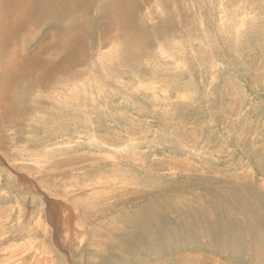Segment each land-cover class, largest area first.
Here are the masks:
<instances>
[{"label": "rangeland", "instance_id": "rangeland-1", "mask_svg": "<svg viewBox=\"0 0 264 264\" xmlns=\"http://www.w3.org/2000/svg\"><path fill=\"white\" fill-rule=\"evenodd\" d=\"M53 1L0 47V264H264V0Z\"/></svg>", "mask_w": 264, "mask_h": 264}, {"label": "bare ground", "instance_id": "bare-ground-1", "mask_svg": "<svg viewBox=\"0 0 264 264\" xmlns=\"http://www.w3.org/2000/svg\"><path fill=\"white\" fill-rule=\"evenodd\" d=\"M59 2H63V6H64V8L62 6L63 9L67 8L66 6H70L72 3L71 0H54L53 5L55 6V10L58 9ZM50 9H51V0H0V29H2V30H0V47H1V49L3 48L5 50H8L10 47L14 46L17 42H22L21 41L22 30L25 29L30 22H31L30 24H32L33 26L36 23H38V20H36L35 15L38 14V16L41 19L45 18L46 14H48V11ZM28 13L30 14V16H28L26 19V16ZM29 19H30V22H28ZM70 43H72V42H69L68 47L66 46V48L63 49V52L65 53V55H63V56H65V58L61 61V63L59 65H57L55 63H50V62H40L39 63L37 60L38 56L36 57V55L38 53L41 54V50L37 49V52L34 53L33 55H31V57L35 58L37 61L38 70H40L45 75L48 74V79L52 78L53 75L58 71H63L65 69L73 68V67L79 65L80 61L83 60L85 53H84V49L81 48L82 46L79 48H73V46ZM24 47H26V46H24ZM48 47H49V45H48ZM48 47H45V49L46 48L48 49ZM58 53H59V51H58ZM0 55H3V54H0ZM29 64L30 65H36L35 62L29 63ZM1 65L3 66V68L0 69V84L4 83V81L1 79V77H6L5 67H9V64L5 60H3L1 62ZM26 72L29 74H32L34 72V70L32 68L28 67V68H26ZM16 83L18 85L19 76L16 78ZM60 206H61V204H60ZM70 215L73 216V214L71 212H70ZM74 219H76V218H74ZM75 226L79 227L76 224H75ZM78 230L79 229L74 228V232H77L75 234V237H76L75 239L81 238V234H80V232H78ZM37 253L38 252H36V254ZM15 261H18V260H15ZM45 263H47V262H45Z\"/></svg>", "mask_w": 264, "mask_h": 264}]
</instances>
